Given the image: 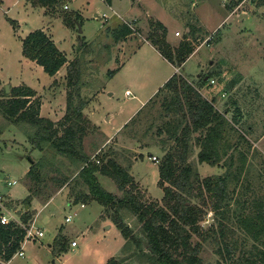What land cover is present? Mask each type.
<instances>
[{"label": "rangeland", "instance_id": "obj_1", "mask_svg": "<svg viewBox=\"0 0 264 264\" xmlns=\"http://www.w3.org/2000/svg\"><path fill=\"white\" fill-rule=\"evenodd\" d=\"M112 2L109 5L105 0H64L62 3L69 4V9L61 11V3L43 8L25 0H0V99L4 98L7 85L6 95L12 87H29L34 91L30 101L40 104V116L55 123L62 121L67 93L74 94V104L78 101L77 88L73 90L67 85L69 63L75 61L81 74L79 97L87 102L82 111L86 127L83 152L94 163L115 160L133 177L143 202L161 206L163 191L157 184L158 166L150 157L159 160L174 145L166 135L158 134L164 122L162 96L154 98L152 106L148 104L137 116L135 113L166 76L176 73L197 87L204 99H214L223 114H226L225 108L232 113L239 108L242 122L238 129L252 147L247 156L248 165L253 169L249 177L245 175L240 193L247 200L255 197V193L259 196L264 191V184L261 185L256 175L264 172L261 167L264 159V6L250 0L237 5L234 0ZM65 17L71 19L70 27L64 23ZM11 20L15 22L13 25ZM158 23L166 29L164 39L171 49H176L182 41L190 43L193 54L183 65L172 66L153 45L151 37L163 35ZM121 24H127L133 34L124 42L116 43L112 31ZM190 27L193 35L185 34ZM37 30L44 31L68 59L54 77L22 55L21 39ZM176 30L178 36L176 33L174 36ZM199 78H204V85L197 83ZM210 79L215 84L209 85ZM130 118L131 123L122 129ZM32 132L28 125L9 124L0 113V193L5 198L6 211L19 223L27 211L28 223L35 221L44 232L41 239L24 245L25 257L13 256L10 264H104L113 257L120 264H145L143 253L148 252V244L137 218L127 211L116 214L96 201H89L83 208L80 203L73 204L71 192L79 188V182H75L76 165L55 156L46 144L43 150L33 148L27 138ZM239 135L238 131L232 139ZM193 140L188 159L199 176L203 179L225 173V167L198 162L199 147ZM253 149L261 157L252 156ZM29 159L43 164L41 183L26 178ZM248 178H252V190H245ZM64 179L68 180L61 184ZM97 179L108 192L123 195L107 176L97 174ZM7 180H15L17 184L7 186ZM27 188L39 197L35 196L26 209L22 201ZM249 191L254 193L250 195ZM204 196L191 202L200 210V229L207 232L216 228L217 218L211 210L210 196L206 193ZM68 215L71 221L65 222ZM114 217L131 229L139 245L122 237L112 222ZM234 231V239L239 244L242 233L235 228ZM72 239L75 247L69 245ZM58 240L68 249L60 257L48 247ZM190 241L193 245L202 243L198 254L202 264H228L216 254L211 241L202 242L195 234ZM239 256L235 252L233 259Z\"/></svg>", "mask_w": 264, "mask_h": 264}, {"label": "trees", "instance_id": "obj_2", "mask_svg": "<svg viewBox=\"0 0 264 264\" xmlns=\"http://www.w3.org/2000/svg\"><path fill=\"white\" fill-rule=\"evenodd\" d=\"M235 5L245 0H234ZM258 6H264V0H250ZM60 0L35 1L43 8H53L59 5ZM110 3V0H105ZM71 19L63 18L65 24L71 26ZM15 22L11 20L13 25ZM158 28L162 30V37L152 36V42L161 55L172 66L177 67L185 63L193 53L189 42L182 41L176 49H171L165 41L166 29L160 23ZM188 35L194 31L188 28ZM114 42L124 41L133 34L127 24H121L112 31ZM21 50L24 58L35 62L45 74L54 77L68 62L66 55L59 51L51 38L42 30L29 32L21 40ZM75 61L69 63L67 85L76 89L78 101L73 102L74 94L69 91L66 97V113L57 123L39 114V103L30 101L34 91L29 87H12L10 93L0 99V113L11 125H28L33 132L28 140L33 148L43 150L48 145L53 149L55 156L70 160L75 164L77 174L75 182H79L77 191H72L73 204H87L96 201L101 206L114 210L127 211L135 216L145 233L148 252L143 253L145 264H202L198 254L202 243H191V235L195 234L202 242L211 241L216 247V254L228 264H264V191L258 196L244 199L240 193L245 175L253 170L248 165L247 153L252 149L248 141L239 135L235 140L232 136L236 133L227 120L214 109L212 104L204 99L197 87L192 86L181 75L173 74L158 90L157 95L162 96L164 122L159 128L158 134L166 135L173 140L174 145L157 160L158 186L162 188V205L157 203L146 204L142 196L139 197L138 186L128 171L121 167L115 160L108 159L100 164L91 162L83 152V139L86 135V127L83 122V109L87 102L79 97L78 86L80 71ZM111 75L114 71H111ZM206 77V76H205ZM197 83L205 84L204 78H199ZM155 99H151L153 104ZM239 108L235 109L233 120L239 122ZM195 135L193 140V135ZM193 140L200 148L197 153L199 163L210 166H222L225 173L217 176L201 178L196 168L188 161L191 152L190 141ZM245 144L246 147H241ZM252 156L261 157L253 149ZM30 161L26 178L35 183L43 181L42 163ZM264 159L261 167L264 170ZM79 164V165H77ZM255 173V172H254ZM97 174L110 178L116 185L122 196L105 190L97 179ZM257 180L264 184V172L259 171ZM255 176V175H254ZM249 177V176H247ZM64 179L63 183L65 184ZM74 180V179H73ZM251 179H246L245 190H250ZM167 184V185H166ZM23 199L24 207H29L33 198L39 197L31 188ZM252 190V189H251ZM204 193L212 200L211 210L217 218L216 228L202 231L199 226L201 220L200 210L191 202V199H202ZM247 193H254L249 191ZM258 197H257V196ZM27 211L20 217V222L27 224L29 217ZM125 240L139 242L132 236V231L120 218H112ZM234 228L239 230L242 238L238 242L234 239ZM25 231L13 222L0 224V261L7 262L12 259L19 250L24 239ZM250 242V246L246 244ZM245 246V249L240 246ZM51 250L62 255L67 252L65 244L54 241ZM238 248H240L238 250ZM235 252L240 256L234 260ZM234 260V261H233ZM104 264H120L113 258Z\"/></svg>", "mask_w": 264, "mask_h": 264}, {"label": "built area", "instance_id": "obj_3", "mask_svg": "<svg viewBox=\"0 0 264 264\" xmlns=\"http://www.w3.org/2000/svg\"><path fill=\"white\" fill-rule=\"evenodd\" d=\"M26 2L29 3H33L35 1H39V0H25ZM58 1V0H57ZM64 0H60L59 4L61 3V11L64 10H68L69 9V4L67 3H62ZM71 1V0H70ZM73 1V0H72ZM68 2V1H67ZM176 35L178 36L179 33L176 32ZM215 84V81L213 79L209 80V85H213ZM152 161L157 162V158L156 157H150ZM98 163V161H97ZM5 184L7 186H14L15 184H17V181L15 180H7L5 181ZM84 205L82 204L81 207H83ZM6 204H5V198L3 197V195L0 193V224H9L10 222H13L15 224H17L18 226L22 227L23 230L25 231V235H24V239L21 243V246L19 248V250L15 253L14 256H18V257H25V252H24V245L28 242V241H36L40 238H42L44 236V232L36 226L35 221H32L31 223H27V224H23V223H19L18 221L15 222V219H13V217L11 215H9L8 211H6ZM71 221V216L68 215L67 217H65V222H70ZM72 247L76 246V242L72 241L70 244ZM0 264H10V260L7 262H2L0 261Z\"/></svg>", "mask_w": 264, "mask_h": 264}, {"label": "crops", "instance_id": "obj_4", "mask_svg": "<svg viewBox=\"0 0 264 264\" xmlns=\"http://www.w3.org/2000/svg\"><path fill=\"white\" fill-rule=\"evenodd\" d=\"M34 3V2H33ZM112 0H110V3H109V5H112ZM133 4V3H132ZM33 5H36V4H33ZM39 6V5H38ZM116 14V13H115ZM176 32H179L178 30H176L175 32H174V36H175V33ZM24 38V37H23ZM22 38V39H23ZM21 39V40H22ZM54 42V41H53ZM122 42H124V41H122ZM168 42V41H167ZM56 45V44H55ZM57 47V46H56ZM60 51V50H59ZM61 52H63V51H61ZM64 53V52H63ZM193 54V53H192ZM191 54V55H192ZM190 55V56H191ZM189 56V57H190ZM188 57V58H189ZM67 58V57H66ZM187 58V59H188ZM67 61H68V59H67ZM186 62V61H185ZM174 74H176V73H174ZM172 75H168V76H166L165 78H164V80H163V82L158 86V88H156L155 89V91L152 93V97L145 103V102H141L140 104H139V110H138V112L137 113H135L136 115L135 116H137L140 112H142V110L145 108V107H147V105L148 104H150V100L151 99H154L155 98V95H157V93H158V90L164 85V83L166 82V80H168L170 77H171ZM209 84V83H208ZM128 91H126V93H127ZM223 96V95H222ZM93 99V98H92ZM221 100V97L219 98V101ZM209 102L212 104V106L214 107V109L216 110V111H218L220 114H222L223 115V117L227 120V122L232 126V127H234V129L236 130V132H240V134L242 135V133H241V131L238 129L239 128V125L241 124V122H242V120H241V116L240 117H238L237 116V119H239V122H236L235 120H233V115H234V112H235V109L236 108H238V107H236L234 110H233V113H232V111L230 110V109H224V110H227L226 111V114H223L220 110H219V108L217 107V105H216V102H215V100L214 99H212L211 101L209 100ZM231 104H235V102H231ZM151 106H152V104H151ZM161 106V105H160ZM231 111V112H230ZM85 114V113H84ZM229 114H231V117H228V115ZM89 120H92L93 121V117H89ZM131 121H132V118H130L128 121H127V123H125V125L122 127V129H126L127 127H128V125L131 123ZM159 130V129H158ZM99 131L100 132H102L100 129H99ZM104 134V133H103ZM194 135H197V134H194ZM113 136V135H112ZM112 136H107V137H112ZM242 136H244V135H242ZM246 136H244V138H245ZM247 138V137H246ZM247 140V139H246ZM170 148V147H169ZM168 148V149H169ZM199 150H200V148H199ZM168 150H165V152L163 153V155L167 152ZM162 155V156H163ZM197 157V156H196ZM189 158V157H188ZM188 161H189V159H188ZM201 164H206V163H201ZM206 165H208V164H206ZM210 166V165H209ZM28 171V170H27ZM16 185V184H15ZM27 195H28V189H27ZM26 195V196H27ZM83 207H85V205L83 206ZM82 207V208H83ZM26 209H27V207H26ZM40 228V227H39ZM41 229V228H40ZM41 239V238H40ZM39 240V239H38ZM74 239H72L71 241H73ZM70 245V244H69ZM50 246H51V244L50 245H48V247L50 248ZM50 250H51V248H50ZM67 251H68V249H67ZM52 253V252H51ZM62 256V255H61ZM60 257V256H59ZM54 262V260H52V263Z\"/></svg>", "mask_w": 264, "mask_h": 264}, {"label": "water", "instance_id": "obj_5", "mask_svg": "<svg viewBox=\"0 0 264 264\" xmlns=\"http://www.w3.org/2000/svg\"><path fill=\"white\" fill-rule=\"evenodd\" d=\"M8 90H9V86L7 85V86H6V93L8 92Z\"/></svg>", "mask_w": 264, "mask_h": 264}]
</instances>
